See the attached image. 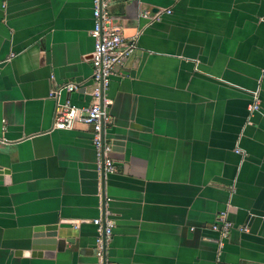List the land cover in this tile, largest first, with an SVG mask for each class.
I'll return each instance as SVG.
<instances>
[{"label":"crops","instance_id":"1","mask_svg":"<svg viewBox=\"0 0 264 264\" xmlns=\"http://www.w3.org/2000/svg\"><path fill=\"white\" fill-rule=\"evenodd\" d=\"M106 1L137 49L103 92L104 177L92 127L55 128L60 105L94 103L93 0H0V264H98L100 247L105 264H264V0ZM61 224L73 243H36Z\"/></svg>","mask_w":264,"mask_h":264},{"label":"built area","instance_id":"2","mask_svg":"<svg viewBox=\"0 0 264 264\" xmlns=\"http://www.w3.org/2000/svg\"><path fill=\"white\" fill-rule=\"evenodd\" d=\"M108 3L106 0H93V16L95 20L94 29L91 36L94 39V52L92 54L93 67V90L92 98L94 103L91 107L78 108L67 103L60 105L57 109L55 128L60 130H71L76 123H81L92 127V144L95 148L99 165L104 163L105 171L108 174H114L116 167L113 159L110 157L112 152L111 144L104 143L102 140L103 128L112 124V119L107 113L110 101L104 99L103 92L110 86L116 70L124 67L128 59L136 52L134 41H126L119 28L114 25V21L107 11ZM168 14L171 11L167 12ZM159 19V17H158ZM76 87L71 86L72 92ZM57 92L53 91L52 96L56 97ZM103 103L104 109L101 107ZM260 110V101L258 96L254 97V104L251 105L252 113ZM98 227L100 238L98 244L103 245V234L105 232L106 240L110 239L114 229L112 222L94 221ZM212 229L220 234L222 239H227L233 224L229 221L227 213H222ZM98 264H105L104 253L101 247L97 252Z\"/></svg>","mask_w":264,"mask_h":264},{"label":"water","instance_id":"3","mask_svg":"<svg viewBox=\"0 0 264 264\" xmlns=\"http://www.w3.org/2000/svg\"><path fill=\"white\" fill-rule=\"evenodd\" d=\"M102 109H104L103 103H101ZM102 140L103 144L105 143V135H104V128L102 132ZM103 166V176L105 177V171H104V163L102 164ZM105 179V178H104ZM103 190H104V182H103ZM102 201H103V206H105L106 202V197L103 192L102 194ZM72 229L71 225H66V224H61L58 226H51V227H46L39 229V231L45 233V238L41 241H38V245L46 248L48 251H55L58 248H60L61 241L65 243H73V238L71 235L67 232V230ZM103 246H104V251L106 253V237H105V232L103 234ZM106 258H104V261Z\"/></svg>","mask_w":264,"mask_h":264}]
</instances>
